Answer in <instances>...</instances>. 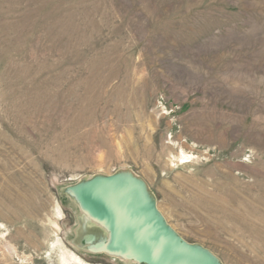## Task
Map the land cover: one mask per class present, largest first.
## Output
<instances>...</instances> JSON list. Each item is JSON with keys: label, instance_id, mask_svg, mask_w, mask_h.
<instances>
[{"label": "rangeland", "instance_id": "rangeland-1", "mask_svg": "<svg viewBox=\"0 0 264 264\" xmlns=\"http://www.w3.org/2000/svg\"><path fill=\"white\" fill-rule=\"evenodd\" d=\"M117 171L264 264V0H0V264H136L73 244L62 192Z\"/></svg>", "mask_w": 264, "mask_h": 264}, {"label": "water", "instance_id": "water-1", "mask_svg": "<svg viewBox=\"0 0 264 264\" xmlns=\"http://www.w3.org/2000/svg\"><path fill=\"white\" fill-rule=\"evenodd\" d=\"M85 222L73 244L136 264H222L166 222L146 182L130 171L94 175L65 186Z\"/></svg>", "mask_w": 264, "mask_h": 264}, {"label": "bare ground", "instance_id": "bare-ground-1", "mask_svg": "<svg viewBox=\"0 0 264 264\" xmlns=\"http://www.w3.org/2000/svg\"><path fill=\"white\" fill-rule=\"evenodd\" d=\"M66 254L70 257V259H73L74 262H78V263H82L80 257H78L77 255H75L72 252H66Z\"/></svg>", "mask_w": 264, "mask_h": 264}]
</instances>
